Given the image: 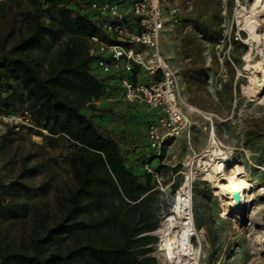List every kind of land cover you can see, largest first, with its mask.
Returning a JSON list of instances; mask_svg holds the SVG:
<instances>
[{"label":"rangeland","instance_id":"rangeland-1","mask_svg":"<svg viewBox=\"0 0 264 264\" xmlns=\"http://www.w3.org/2000/svg\"><path fill=\"white\" fill-rule=\"evenodd\" d=\"M262 6V0H161L164 29L160 47L176 75L179 96L187 105L207 114L212 122L183 106L188 123L167 140L163 157L150 162L158 168L154 181L160 221L171 210L176 189L191 169L187 160L204 149L212 131L217 145L231 152V161L224 164L225 174L229 175L232 164L238 162L244 178L254 184L244 192L250 200L241 211L224 215L221 199L211 183L201 180L198 170L193 169L191 210L200 227L194 223L196 232L189 241L198 253L197 264H264V77L258 75L256 82L251 83L250 74L242 69L246 63L261 61L264 55V14L256 12ZM172 8H177L174 14L170 13ZM26 9V3L0 5V54L18 38ZM242 14L245 21L240 18ZM41 19H46L44 12ZM242 24L251 27L254 41H249ZM105 103V99H99L94 104L101 107ZM6 107L19 110L24 104L7 102ZM111 108L114 113L120 110L117 105ZM83 111L89 113L86 108ZM139 112L132 107L126 113L133 117H112L107 128L133 130L140 124ZM45 135L23 131L9 134L3 142L0 179L4 184L15 180L23 185L17 186L15 198L24 205L21 212L25 217L1 225L0 239L18 243L43 233L57 219L56 188L72 185L65 159L68 144L61 138L50 143ZM126 164H133L135 174L142 179L139 161L127 160ZM32 167L33 174L28 171ZM8 194L9 191L3 194L6 202ZM152 236L157 241L151 245L150 256L162 264L158 236Z\"/></svg>","mask_w":264,"mask_h":264},{"label":"trees","instance_id":"trees-1","mask_svg":"<svg viewBox=\"0 0 264 264\" xmlns=\"http://www.w3.org/2000/svg\"><path fill=\"white\" fill-rule=\"evenodd\" d=\"M82 1L0 0V5H28L18 38L0 54V105L23 103L35 133L42 136L44 130L46 141L61 138L68 144L65 159L73 180L56 188L57 219L43 233L18 243L0 239V264H158L150 256L157 238L149 234L160 223L158 191L143 169L155 158L145 135L155 113L117 98L116 84L91 72L85 39L96 28ZM99 99L107 103L98 107ZM113 105L120 106L118 113ZM132 107L141 111L136 128H107L112 117H133L126 113ZM127 160L139 161L142 179ZM28 171L33 174L35 167ZM17 186L23 185L0 179V226L25 217L15 198ZM197 220L195 214L199 228Z\"/></svg>","mask_w":264,"mask_h":264},{"label":"built area","instance_id":"built-area-1","mask_svg":"<svg viewBox=\"0 0 264 264\" xmlns=\"http://www.w3.org/2000/svg\"><path fill=\"white\" fill-rule=\"evenodd\" d=\"M81 8L96 28L85 39L91 72L115 83L119 99L155 113L145 135L152 156L162 158L167 140L179 134L188 118L176 75L161 52V0H84ZM175 11L172 8L170 13ZM35 130L26 108L12 110L0 105V170L5 137ZM143 169L158 178L151 164L144 163Z\"/></svg>","mask_w":264,"mask_h":264},{"label":"bare ground","instance_id":"bare-ground-1","mask_svg":"<svg viewBox=\"0 0 264 264\" xmlns=\"http://www.w3.org/2000/svg\"><path fill=\"white\" fill-rule=\"evenodd\" d=\"M256 12L264 14V6L260 10L257 9ZM240 18L243 19L244 14ZM245 24H242L245 28L244 32H247L249 41H254L251 27ZM242 69L250 74L249 81L255 83L258 75L264 77V55H262L261 61L252 64L246 63ZM185 106L187 109L200 114L207 121L212 122L211 118L198 108L187 104ZM228 161H231V152L217 145L213 131L207 135L204 149L187 160L186 165L191 169L176 189L175 201L171 210L164 215L155 231L158 236L157 246L160 248L158 253L162 264H197L198 253L189 241L195 231L191 210V183L195 178L194 168L198 170L201 180L211 183L215 194L221 199L224 215L239 213L247 199L250 200L247 195L244 196V192L253 188L254 184L244 178L242 167L238 162L232 164V171L226 175L224 164ZM261 192L264 194V189Z\"/></svg>","mask_w":264,"mask_h":264},{"label":"water","instance_id":"water-1","mask_svg":"<svg viewBox=\"0 0 264 264\" xmlns=\"http://www.w3.org/2000/svg\"><path fill=\"white\" fill-rule=\"evenodd\" d=\"M150 235H155V231H153V232H151V233H149Z\"/></svg>","mask_w":264,"mask_h":264}]
</instances>
